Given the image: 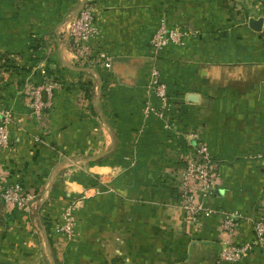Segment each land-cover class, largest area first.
Here are the masks:
<instances>
[{
	"label": "crops",
	"instance_id": "obj_1",
	"mask_svg": "<svg viewBox=\"0 0 264 264\" xmlns=\"http://www.w3.org/2000/svg\"><path fill=\"white\" fill-rule=\"evenodd\" d=\"M84 1L0 0V109L12 120L0 172L36 194L29 213L0 201V264H218L220 218L187 220L177 173L199 133L216 162L206 203L242 213L238 240L250 239V218L264 210V13L238 23L223 0H97L113 59L103 72L77 68L67 43ZM163 17L196 32L162 60L182 102L171 128L142 114ZM10 59L16 67L1 68ZM46 77L61 86L51 100L41 92L51 103L41 124L31 102ZM71 202L72 245L57 231ZM244 261L264 264V250Z\"/></svg>",
	"mask_w": 264,
	"mask_h": 264
},
{
	"label": "built area",
	"instance_id": "obj_2",
	"mask_svg": "<svg viewBox=\"0 0 264 264\" xmlns=\"http://www.w3.org/2000/svg\"><path fill=\"white\" fill-rule=\"evenodd\" d=\"M97 0H85L81 9L67 19V43L74 54L75 66L79 69H95L108 72L112 67V57L102 44L100 30L95 24ZM196 32L172 23L166 17L160 21L159 27L150 41L153 61L149 69L148 83L143 90L142 114L145 118L154 117L171 128L175 117L179 116L182 102L169 93L168 85L163 78L162 60L168 51L185 48L187 40ZM53 78L45 79L44 84L33 91L31 102L32 115L39 123L44 124L46 110L50 102H43L41 92L49 94L53 99V91L58 85ZM11 116L5 109H0V150L10 146ZM189 139V150L180 157L177 189L178 206L187 220L200 224L203 220L218 216L220 219V235L218 243L221 251L218 264H241L249 258L255 249L264 245V210L250 218L252 234L249 240L240 242L243 222L247 219L239 211H227L210 206L216 191V162L208 144L197 132H192ZM36 198L34 191L26 189L20 183H10L0 172V201L11 211L29 213ZM76 202H71L62 212L61 223L57 231L65 239L66 244H74L76 231Z\"/></svg>",
	"mask_w": 264,
	"mask_h": 264
},
{
	"label": "rangeland",
	"instance_id": "obj_3",
	"mask_svg": "<svg viewBox=\"0 0 264 264\" xmlns=\"http://www.w3.org/2000/svg\"><path fill=\"white\" fill-rule=\"evenodd\" d=\"M223 3L232 17L234 16V18H236L238 23L245 22L249 16H256L260 13H264L263 0H223ZM258 248L264 250V245ZM247 259L248 258L245 260Z\"/></svg>",
	"mask_w": 264,
	"mask_h": 264
},
{
	"label": "trees",
	"instance_id": "obj_4",
	"mask_svg": "<svg viewBox=\"0 0 264 264\" xmlns=\"http://www.w3.org/2000/svg\"><path fill=\"white\" fill-rule=\"evenodd\" d=\"M264 1V0H263ZM15 68L16 67V62L14 61V59H10L8 62H5L4 64H2V66H1V68ZM3 68V69H4ZM60 85H61V83H60Z\"/></svg>",
	"mask_w": 264,
	"mask_h": 264
},
{
	"label": "water",
	"instance_id": "obj_5",
	"mask_svg": "<svg viewBox=\"0 0 264 264\" xmlns=\"http://www.w3.org/2000/svg\"><path fill=\"white\" fill-rule=\"evenodd\" d=\"M261 21V20H260ZM251 26H252V28H254V29H260V26L258 25V24H256L255 25V21H253V20H251Z\"/></svg>",
	"mask_w": 264,
	"mask_h": 264
}]
</instances>
